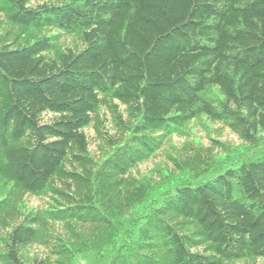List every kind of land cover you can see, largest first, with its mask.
<instances>
[{
  "label": "trees",
  "instance_id": "trees-1",
  "mask_svg": "<svg viewBox=\"0 0 264 264\" xmlns=\"http://www.w3.org/2000/svg\"><path fill=\"white\" fill-rule=\"evenodd\" d=\"M0 264H264V0H0Z\"/></svg>",
  "mask_w": 264,
  "mask_h": 264
},
{
  "label": "rangeland",
  "instance_id": "rangeland-1",
  "mask_svg": "<svg viewBox=\"0 0 264 264\" xmlns=\"http://www.w3.org/2000/svg\"><path fill=\"white\" fill-rule=\"evenodd\" d=\"M212 139L219 140L225 144H240L237 136L232 133L225 125L220 123H211L206 118L191 122L186 126L181 134L171 136L162 151L155 155L150 161L141 164L140 169L144 172L153 168L161 162L167 163L168 154H174L182 149L189 142L209 145ZM39 203L37 199L31 201V206Z\"/></svg>",
  "mask_w": 264,
  "mask_h": 264
}]
</instances>
